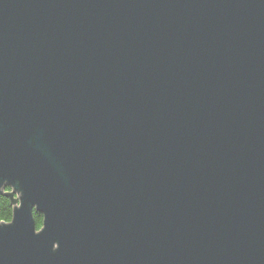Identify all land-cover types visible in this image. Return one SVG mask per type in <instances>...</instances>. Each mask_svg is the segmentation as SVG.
I'll return each mask as SVG.
<instances>
[{
  "label": "water",
  "instance_id": "water-1",
  "mask_svg": "<svg viewBox=\"0 0 264 264\" xmlns=\"http://www.w3.org/2000/svg\"><path fill=\"white\" fill-rule=\"evenodd\" d=\"M0 196V264H264V0H0Z\"/></svg>",
  "mask_w": 264,
  "mask_h": 264
},
{
  "label": "trees",
  "instance_id": "trees-1",
  "mask_svg": "<svg viewBox=\"0 0 264 264\" xmlns=\"http://www.w3.org/2000/svg\"><path fill=\"white\" fill-rule=\"evenodd\" d=\"M12 218V206L7 198L0 196V222L9 223ZM33 220L37 230L42 227L43 217L41 214H33Z\"/></svg>",
  "mask_w": 264,
  "mask_h": 264
},
{
  "label": "flooded vegetation",
  "instance_id": "flooded-vegetation-1",
  "mask_svg": "<svg viewBox=\"0 0 264 264\" xmlns=\"http://www.w3.org/2000/svg\"><path fill=\"white\" fill-rule=\"evenodd\" d=\"M6 190H7V191H10L11 189L8 188V189H6Z\"/></svg>",
  "mask_w": 264,
  "mask_h": 264
}]
</instances>
